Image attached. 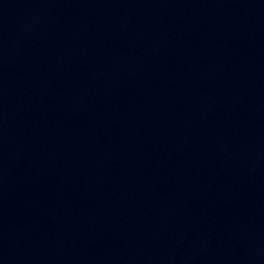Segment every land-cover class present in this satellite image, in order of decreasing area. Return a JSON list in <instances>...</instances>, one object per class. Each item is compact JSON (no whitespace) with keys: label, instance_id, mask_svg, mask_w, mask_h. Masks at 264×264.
<instances>
[{"label":"water","instance_id":"obj_1","mask_svg":"<svg viewBox=\"0 0 264 264\" xmlns=\"http://www.w3.org/2000/svg\"><path fill=\"white\" fill-rule=\"evenodd\" d=\"M0 264H264V0H0Z\"/></svg>","mask_w":264,"mask_h":264}]
</instances>
